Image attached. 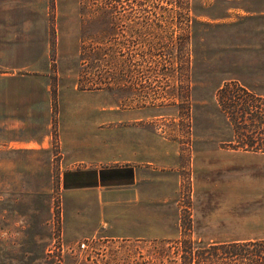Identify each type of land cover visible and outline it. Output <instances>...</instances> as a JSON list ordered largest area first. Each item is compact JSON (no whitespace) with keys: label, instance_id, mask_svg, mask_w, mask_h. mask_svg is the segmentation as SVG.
<instances>
[{"label":"rangeland","instance_id":"obj_1","mask_svg":"<svg viewBox=\"0 0 264 264\" xmlns=\"http://www.w3.org/2000/svg\"><path fill=\"white\" fill-rule=\"evenodd\" d=\"M88 47L117 64L84 67ZM263 71L264 0H0V264H178L187 239L263 238L264 153L233 148L216 96ZM123 163L153 170L126 208L150 237L110 236L95 193L59 182Z\"/></svg>","mask_w":264,"mask_h":264},{"label":"trees","instance_id":"obj_2","mask_svg":"<svg viewBox=\"0 0 264 264\" xmlns=\"http://www.w3.org/2000/svg\"><path fill=\"white\" fill-rule=\"evenodd\" d=\"M105 13L107 11L103 8L99 12V20L103 24ZM102 39L103 43L106 41L110 43V39ZM104 56L107 57L103 58ZM78 58L84 63V67L88 66L87 61H90L89 64L102 61L105 64L116 65V60L119 59L116 51L112 49L92 47L79 51ZM259 77L264 80V71L260 75L257 74V79ZM259 82L257 80L251 86L252 89L237 82H225L216 90L218 104L225 112L226 120L235 137L234 149L264 153V83ZM178 243L180 244L178 264H264V237L225 243L212 242L201 246L200 249L194 248V242L189 239Z\"/></svg>","mask_w":264,"mask_h":264},{"label":"crops","instance_id":"obj_3","mask_svg":"<svg viewBox=\"0 0 264 264\" xmlns=\"http://www.w3.org/2000/svg\"><path fill=\"white\" fill-rule=\"evenodd\" d=\"M146 168L130 163L107 166H73L61 170L59 182L65 192L79 193L80 191H86L90 196L95 193L100 201V212L104 213L105 210H108L109 214L106 213V216L110 218L111 222L107 223L106 230L110 236L118 238L137 235L150 237L148 229H141L140 226L135 225L138 215L130 212L131 208L135 209L136 207L139 209L138 206H140L137 191L131 188L132 184L143 178V175L148 176L153 172L150 167H148L149 172L142 170ZM154 181L156 182L157 179H154ZM156 200H151V203L156 202ZM128 206L131 208L127 210ZM103 222L105 223V221ZM139 229L140 233L144 234H131V232H136ZM145 229L147 231H143Z\"/></svg>","mask_w":264,"mask_h":264},{"label":"built area","instance_id":"obj_4","mask_svg":"<svg viewBox=\"0 0 264 264\" xmlns=\"http://www.w3.org/2000/svg\"><path fill=\"white\" fill-rule=\"evenodd\" d=\"M83 246V243L81 244V247Z\"/></svg>","mask_w":264,"mask_h":264}]
</instances>
